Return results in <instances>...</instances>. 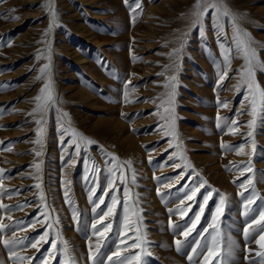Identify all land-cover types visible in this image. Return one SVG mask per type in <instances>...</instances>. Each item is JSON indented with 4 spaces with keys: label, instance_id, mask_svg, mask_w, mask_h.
<instances>
[{
    "label": "rangeland",
    "instance_id": "374dc122",
    "mask_svg": "<svg viewBox=\"0 0 264 264\" xmlns=\"http://www.w3.org/2000/svg\"><path fill=\"white\" fill-rule=\"evenodd\" d=\"M223 2L237 15L239 28L256 42L258 60L264 63V0ZM195 3L196 0H142V14L133 17L124 0H0V169L5 170L0 175V184L10 190L0 192V203L22 206L7 212L0 210V222L12 224L0 233V240L13 235L28 237L24 241L26 246L15 251L32 257L30 261H13L8 249L0 243V264H44L46 258L48 264H62L69 257L64 255L60 241L55 254H49L56 231L67 242L73 264H92L88 260L89 244L95 246L100 239L91 228L98 218L92 212L93 201L98 203L103 196L104 211L111 203V195L105 194L111 167L105 153L115 155L121 163L132 162L136 184H131L129 171L127 186L130 197L134 199V194L140 197L142 228L150 241L147 247L151 256L144 258L146 264H189L188 255L201 239L199 233L211 222L220 193L228 196L218 223L224 239L230 236L235 241L232 264H247L245 256H255L259 251L255 243L259 233L248 241L243 235L245 223L250 221L241 215L243 199L238 193L239 184L249 174L242 176L243 169L234 168L233 164L243 162L247 166L251 162L255 189L264 196V114L258 117L249 138L251 103L246 85L237 90L244 61L235 52L231 17L217 20L209 9L194 23ZM45 5L54 8L58 17L47 35L52 19ZM7 16L18 19H6ZM221 45L233 49V58L229 78L218 87L215 64L222 61ZM176 49L180 51L175 52ZM49 54L54 102L46 105L42 113H33L34 97L48 79V75L37 77L41 76V67L49 63ZM172 76L175 81L170 79ZM255 80L264 90V70H256ZM128 81L131 102L124 99V85ZM166 83L175 84L171 115L164 111L171 105L162 104L172 91L171 87H165ZM217 97L226 101L228 107H219ZM122 113L126 116L122 117ZM218 113L227 118V124L238 121L237 134L229 133L223 124L217 127ZM41 119L44 123L37 125L36 121ZM173 120L175 136L168 127ZM38 127L44 128L43 147L34 143ZM73 130L96 143L82 145L77 155ZM222 142L233 146L232 150H222ZM238 150L241 154H237ZM37 151L41 156H36ZM180 152L199 177L207 181L183 220L175 214L170 217L168 209L179 203L177 190L189 182L191 170L175 184L171 196L166 197L167 203L157 195L158 188L166 192L165 185L175 183L176 177L185 171L183 167H175L184 163L179 159ZM174 153L176 156L172 158ZM37 163L39 171L34 167ZM93 163L100 169L94 179L90 169ZM154 176L165 179L158 182ZM234 179L237 183H233ZM37 183L42 186L44 201L39 198ZM193 183L198 186L199 178ZM93 186L96 193L90 201ZM65 187L70 189L71 204L65 201ZM212 189L217 192L209 199L197 230L177 251L174 240L183 239L179 233L191 224L204 196ZM116 195L120 201L116 215L106 218L113 229L96 264H104L115 251L120 232H128L123 226V186ZM260 203L258 200L257 207ZM43 204L48 206L51 219L58 218L59 223L54 224L55 231L37 251L31 242L48 230L42 222ZM73 208L79 213L78 222L73 220ZM98 214L103 213L98 210ZM8 216L21 222L20 225L13 224ZM37 218L39 222L33 224ZM170 218L180 227L170 229ZM202 260L203 254L193 264ZM256 264H260L259 260Z\"/></svg>",
    "mask_w": 264,
    "mask_h": 264
},
{
    "label": "snow or ice",
    "instance_id": "6c2138e0",
    "mask_svg": "<svg viewBox=\"0 0 264 264\" xmlns=\"http://www.w3.org/2000/svg\"><path fill=\"white\" fill-rule=\"evenodd\" d=\"M125 5L130 8V15L136 17L139 14H142L143 4L142 0H124ZM135 5L134 7L132 5ZM50 9L52 23L49 25V29L46 30L45 35H47V31L51 30L53 24L56 23L58 17L54 8H51L50 5H45ZM209 9L213 10V13L217 20L223 17H231L233 26H234V34H233V43L235 44V52L240 54L244 63L240 71L239 84L237 85V90L242 85L247 86V90L249 92V97L247 99L251 103V111L250 115L252 119L248 120V128L250 129L247 133L248 137L251 138L253 136L252 129L255 127L258 117L261 114H264V90H262L255 80V72L257 69L264 70V63H261L258 60L257 50L255 45V41L251 38L250 34L244 30H241L238 26V17L236 14L232 13L226 4H224L223 0H196L194 5L193 15L195 16V21L199 22L203 15L208 12ZM15 11V9L11 10ZM6 19H18L15 16H7ZM183 46V45H182ZM175 52H179V49L174 50ZM43 54V53H42ZM171 55V54H170ZM221 56L222 61L217 62L215 64L218 80L217 86H222L223 83L229 78L230 72V64L233 58V49L225 48L224 45H221ZM38 58H40L38 56ZM49 63L44 64L40 73L41 76H38L37 79H41L43 75H48V79L46 80L44 86L40 89V93L34 97L35 107L33 109V113H42L46 105H50L54 102V97L52 93V81L50 77V68H51V57L50 54L47 56ZM135 59V58H134ZM101 64L103 65V60L101 59ZM172 81L176 80L175 76L170 78ZM131 82H125V95L124 99L126 102H131L128 100L127 89L130 87ZM166 88L171 87L172 91L167 93V100L162 101V104L167 103L171 105L168 108H165V113L171 115L174 112V97H175V84H165ZM217 105L219 107H228L226 101H221L219 97H217ZM33 113H30L33 114ZM239 114V112H238ZM65 116L67 113L64 114ZM126 116V114L122 113V117ZM163 118V117H162ZM37 125H42L44 121L37 120ZM223 125L227 126L229 133L237 134L236 125L238 124L237 120H232L231 124H227V118L221 117L219 113L217 114V127H221ZM169 127V132H171L175 136V124L174 120ZM135 131V129H133ZM169 133H166V135ZM73 143L77 148V155L79 154V150L82 145H91L96 143L94 140H90L82 134L75 132L73 130ZM43 138H44V128L38 127L37 129V139L34 143L43 147ZM253 147H255V141H252ZM172 146L170 142V147ZM180 147V144H177V148ZM231 145H226L223 142L221 143L222 150H232ZM11 151V149H8ZM36 156H41V152L37 151ZM237 154H241V151H237ZM110 158L111 167L108 169V188L105 190L106 195H111V203L107 204V210L104 211L101 209V205L105 203V199L103 196L99 198V202L93 201L94 207L92 208V212L98 215L97 219H94L91 228L93 231V235L99 237L98 242L93 246L91 243L89 244L88 251V260L92 262V264H96L97 258L101 255V249L106 245L107 238L109 233L112 231L113 226L111 223L106 222V218L114 217L116 215V207L120 202L116 191L123 186V207H124V217H123V226L128 229V232L121 231L120 232V241L116 244V249L110 255L107 256L106 262L104 264H146L145 257L151 256V253L148 251V245L150 241L146 238V232L143 230V217L141 215L142 209L139 208V194H134V199L129 195L128 177L127 173L130 171L132 173L131 176V184H136V175L134 169H132V162L124 161L121 163L118 157L111 153H105ZM176 154H173L172 158H175ZM171 159V158H170ZM179 159L183 161V164H176V168H184L185 171L181 172L179 176L176 177L175 183H168L165 185L166 192H161L160 189H157V195H159L162 199V202L167 203V196H171L172 189L175 187L176 183H179L180 180L185 178V173L188 170L192 171V175L188 177V183H185L183 187L178 189V193L180 195L177 196L179 199V203L175 205L174 208H169L168 212L170 217L172 214L177 215L181 220L188 216V213L191 211L192 204L196 203V197L200 193L201 189L207 186V181L203 180V178L199 177V173L195 171L192 164L187 161V157L180 152ZM152 158H149V163H151ZM35 169L39 171L40 164L37 163L34 165ZM234 168L243 169L241 171V175L243 176L245 173L249 175L246 177V181L244 183L239 184V188L241 189L238 195L243 199L242 212L241 215L249 218L250 222H246L243 235L246 241L254 233H259L258 238L255 240L256 245L259 248V251H256L255 256H245V260L247 264H256L257 260H259L260 264H264V196H260V194L256 191L254 186V169L251 166V162L249 161L247 166L244 165L243 162L241 164L236 165L233 164ZM227 168V166H226ZM90 169L93 173V179L95 175L100 172V169L96 167L93 163L90 165ZM4 169H0V175L4 173ZM89 177L86 176L87 180ZM158 182H163L164 177H153ZM199 178V184L196 186L193 181ZM118 181V183H117ZM65 184L69 183L67 181ZM233 183H237V180L234 179ZM35 187L40 190L39 198L41 201L45 200V196L42 190V186L40 183H37ZM111 190V191H109ZM10 190L5 189L2 184H0V192H9ZM14 191V190H13ZM217 192L216 189H212L211 192H208L204 198L203 202L199 205V211L195 213L194 219L191 220L190 225L184 226V230L179 233L183 239L174 240V244L176 246L177 251H180L184 243L188 240L191 234L197 230V225L201 221V217L205 212V207L212 197L213 193ZM96 193V186H93L89 191V200L92 201L93 196ZM65 201L66 203L71 204L72 200L70 197V189L65 187L64 191ZM219 202L216 206V209L212 213L211 222L208 224V227L204 228L203 232H200L199 235L201 237L200 240L196 241V246L193 247L192 253L188 255L189 264H193L194 259L203 254V260L200 264H232L234 260V251H235V241L229 236L225 240L221 233V228L219 225V220L224 213V210L228 204V196L224 193L219 194ZM131 200V203H130ZM261 201L259 206L257 207V201ZM12 207H22L21 205L10 206L6 204L0 203V210L5 212L9 211ZM42 207L44 211L43 215V223L45 224L46 230L43 236L31 242V247L35 248L39 251L40 246L48 242V237L50 234L55 231L54 224L59 223L58 218L51 219L50 213L47 211V205L43 204ZM98 210L102 211V215L98 214ZM258 212V215H255ZM255 215V218H252ZM7 219L12 221V217L8 216ZM51 219V222H50ZM73 220L79 221V213L73 208ZM39 222V218L36 221H33V224ZM13 224L17 226L20 225L21 222L12 221ZM168 225L170 229H177L180 227L178 222H174L171 218L168 221ZM12 224H7L0 222V233H3L5 230L9 229ZM31 227L32 225H28ZM102 229V231H101ZM207 234V235H205ZM56 239L51 241L52 248L49 250L50 255H54L57 249V241H60L63 244V253L68 259L62 261V264H73L69 256V246L66 241H63L60 233L58 231L55 232ZM28 237L17 238L13 235L12 238H4L0 240V243L4 245L6 249H8L10 254V259L13 261H24V260H32V257L18 255L16 253L17 247L26 246L24 241L27 240ZM127 241V242H126ZM223 244V247L221 245ZM207 249L206 252H202L203 249ZM220 248V251L217 249ZM135 250V251H133ZM247 252H251V249H246ZM44 264H48L47 258L45 259Z\"/></svg>",
    "mask_w": 264,
    "mask_h": 264
}]
</instances>
